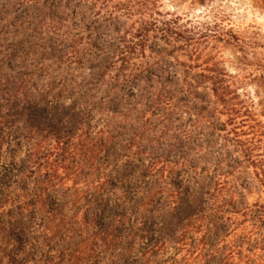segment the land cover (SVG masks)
<instances>
[{
  "label": "rangeland",
  "instance_id": "obj_1",
  "mask_svg": "<svg viewBox=\"0 0 264 264\" xmlns=\"http://www.w3.org/2000/svg\"><path fill=\"white\" fill-rule=\"evenodd\" d=\"M159 9L192 17L203 12L206 14L203 19L207 21L225 14L236 30L254 29L260 34L261 47L256 51L258 57L226 47L219 56L221 68L215 70L227 73L229 77L223 82L239 88L242 97L249 96L255 101V113L264 123V9L254 0H207L203 4L195 0H159ZM96 12L98 9H94L86 0H0V100L8 94L22 104L26 98L32 104L29 111L35 128L52 124L55 128H69L72 132L77 130L78 135L82 133L88 141L93 140L97 144L98 138H101L98 131L107 122L117 124L123 120V115L130 116L126 129L121 131L118 138L102 147L97 157V166L100 172L107 173L108 182L104 192L95 200L83 201L78 205L77 213L84 223H88L85 218L96 217L92 226L108 224L115 220L114 210L117 209L128 214L121 230L129 233L132 223L137 220L132 209L149 191L154 194L149 211L142 219L146 221L144 231L147 238L163 234L158 226L159 212L168 206L170 194H176L174 196L180 203L184 200L188 202H183L188 213L201 204L207 217L205 229H198L189 236L199 238L205 234L204 248L199 247L193 252L190 248L189 252L182 250L177 253L175 247L170 245L162 253L144 257L145 239H137L130 250L117 249L114 257L100 254L97 264H187V258L189 264H221L227 257L229 264H244L249 260L254 264H264V133L263 147L259 151L263 160L256 164L239 165L237 163L241 158L238 152L230 148L229 153L224 155L223 136L227 132L212 131L208 128L210 122L202 128H193L194 113L189 116L186 111H174L167 128H163L156 116L147 111L144 113L148 108L140 100L141 93L160 88H183L189 83L211 87L222 81L207 73L211 77L200 78L203 72L200 68H174L170 60L157 64L149 48L144 56L138 53L129 56L126 58L129 63L123 65V58L113 55L116 43L112 28L114 24L126 23L130 26L139 20V15L129 18L117 13L114 20L107 19L103 13L97 19ZM57 22L63 26L62 30L52 34L50 25ZM83 22L96 29L92 32L86 30ZM92 35L95 37L93 44H90ZM244 56L251 66L240 64ZM185 60L181 59L183 62ZM259 61L263 62V67L255 65ZM76 101L78 105L75 106ZM72 107L77 110L86 108L84 115L73 120ZM64 109H67L66 112ZM144 122L147 124L144 125ZM140 128H154V131L141 140L143 147L127 152L124 146L130 134ZM162 131L166 133L160 137ZM173 145L176 149L172 148ZM12 148L14 146L8 142L0 148V176L5 174V168L12 160L20 164L25 157V146L10 156L9 149ZM184 152L189 162H181L175 169L166 172V178L161 179L160 184L157 183V176L147 177L142 189L129 191L126 205L115 206L117 197L133 186L152 157L166 154L175 161ZM115 159L118 160L113 163ZM232 167L235 168L227 186L228 191L221 195L219 203L223 206L221 212L213 210V200L204 199L203 203H198L197 196L210 190V182L216 176L231 171ZM89 172L88 168L84 171L85 175ZM68 185L72 186L73 182L69 181ZM27 188L31 189L32 183L27 184ZM14 191L19 194L22 189L15 186ZM68 193L63 190V195ZM61 195L53 192L47 204L54 206ZM71 209L74 208L68 205L62 214L71 215L74 213ZM38 216L36 212L26 216V237L40 234L35 224ZM173 223L179 224L177 219L172 220ZM6 234L13 239L14 245L6 248L4 244L6 252L0 251V264L18 263L23 257L18 253L20 242L11 229L8 228ZM216 246L221 249L212 257ZM25 250L27 253L33 252L30 245Z\"/></svg>",
  "mask_w": 264,
  "mask_h": 264
},
{
  "label": "trees",
  "instance_id": "obj_2",
  "mask_svg": "<svg viewBox=\"0 0 264 264\" xmlns=\"http://www.w3.org/2000/svg\"><path fill=\"white\" fill-rule=\"evenodd\" d=\"M86 1L94 9H98L95 13L97 19H100L103 13L107 19L114 20L117 13H123L129 18L139 15V20L130 26L123 23L114 24L112 28L116 43L113 55L117 58L122 57L123 65L129 63L126 60L129 56L135 53L144 56L146 49L149 48L157 64L170 60L174 68H200L203 71L199 75L200 78H209L211 76L207 74H212L214 79L222 81L211 87L194 86L189 83L186 87L178 89L160 88L152 89L149 93L143 92L140 100L148 108L144 113L147 111L156 116L163 124V128H167L174 111L181 113L186 111L189 116L194 113L196 118L193 128H202L210 122L208 128L212 131L227 132L223 136L224 155L229 153L230 148L238 152L241 160L237 164H256L263 160L259 151L263 147L264 123L255 113L253 107L255 101L249 96L242 97L239 88L224 83L223 81L229 77L227 73L215 70L221 68L219 56L221 50L226 47L239 49L244 55L251 53L258 57L259 53L256 51L261 47V42L260 34L256 30L252 28L236 30L225 14H219L214 20L207 21L203 19L206 15L203 12L196 17L163 12L159 9V0ZM254 1L264 9V0ZM195 2L203 4L207 0ZM83 24L90 32L96 29L95 26L91 27L84 22ZM62 27L57 22L52 23L49 29L52 34H57ZM94 37L95 35H92L89 39L90 44H93ZM182 58L186 60L183 62ZM246 61L244 56L240 64L246 67L252 65ZM262 63L259 61L255 65L263 67ZM150 68L153 66L150 65ZM193 77L194 75L189 79ZM77 101L74 103L75 106ZM31 105L26 98L21 104L11 99V95L8 94L0 100V148L3 143L8 142L14 146L9 149L10 156H14L16 150L26 147V154L21 163L12 160L5 168V174L0 176V251L6 252L3 248L5 243L6 248L14 245L13 239L6 234L9 228L20 242L18 253L23 255L18 263L14 261L12 264H97L100 254L109 258L114 257L117 249L130 250L137 239H145L144 257L162 253L170 245L175 247L177 253L182 250L189 252L190 248L191 252L200 249L199 247L204 248L202 246L206 244L205 234L199 238L189 236L193 232H198V229H205L204 222L207 218L205 209L200 204L192 213H188L183 204L188 202L184 200L180 203L174 193L169 196L168 206L159 212L161 217L158 226L163 230L160 236L147 238L144 231L146 221L142 219L149 211L154 194L151 191L139 199L136 207L132 209L137 220L132 223L129 233L121 230L122 222L127 220L128 214L117 209L114 210L115 220L108 224L92 226L96 217L85 218L88 223H84L77 213L78 205L80 206L83 201L95 200L104 192L108 182L107 173L100 172L97 166V157L102 147L110 144L126 129L130 116L123 115V120L117 124L107 122L98 131L101 138H98L97 144L93 140L88 141L82 133L78 135L77 130L72 132L69 128H55L52 124L35 128L32 125L33 116L29 111ZM85 109L77 110L76 107H72L73 120L84 115ZM146 124L144 122V125ZM153 131L154 128L133 130L124 146L125 150L129 152L143 147L141 140ZM165 133L162 131L160 137ZM172 148L176 149V146L173 145ZM182 155L175 161L166 154L152 157L142 174L135 179L133 186L117 197L115 206L118 208L126 205L129 191L142 189L147 183L145 182L147 177L157 176L159 183L161 179L166 178V172L175 169L181 162H189L186 153ZM117 160H113V163ZM235 167L224 172L222 176H216V179L210 182V190L197 196L198 203H203L204 199L213 200V210L221 212L223 209V206L219 205L221 195L228 191L227 186ZM87 168L90 172L85 175L84 171ZM69 181L73 182L72 186L68 185ZM29 183H32L31 189L27 188ZM15 186L21 187L22 192L17 194L14 191ZM63 190L68 191V195H63ZM53 192L62 193L54 206L47 204ZM68 205L74 208L71 209L74 213L63 215V210ZM34 212L39 215V220L35 224L36 228L40 229V234L28 238L24 221L26 216ZM174 219L178 220V225L172 224ZM28 245L33 252H26ZM43 249L51 251H42ZM220 249V246H216L211 256L215 257ZM37 253L40 255H36ZM186 262L189 264L190 260L187 258ZM221 264H229V258L223 259ZM244 264L254 262L249 260Z\"/></svg>",
  "mask_w": 264,
  "mask_h": 264
}]
</instances>
